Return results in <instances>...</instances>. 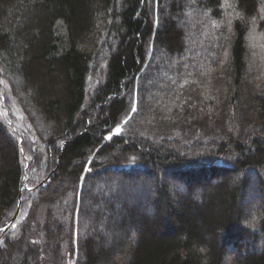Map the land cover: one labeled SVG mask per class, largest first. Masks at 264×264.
<instances>
[{"label":"trees","instance_id":"16d2710c","mask_svg":"<svg viewBox=\"0 0 264 264\" xmlns=\"http://www.w3.org/2000/svg\"><path fill=\"white\" fill-rule=\"evenodd\" d=\"M0 264H264V0H0Z\"/></svg>","mask_w":264,"mask_h":264},{"label":"rangeland","instance_id":"374dc122","mask_svg":"<svg viewBox=\"0 0 264 264\" xmlns=\"http://www.w3.org/2000/svg\"><path fill=\"white\" fill-rule=\"evenodd\" d=\"M183 28L186 27V33H185V41L188 45V47H190V43H191V46H192V42L194 41V35L190 34V25H191V22H190V19H186L185 21L181 22L180 24ZM185 30V29H184ZM155 82H158V79L155 81Z\"/></svg>","mask_w":264,"mask_h":264},{"label":"water","instance_id":"95a60500","mask_svg":"<svg viewBox=\"0 0 264 264\" xmlns=\"http://www.w3.org/2000/svg\"><path fill=\"white\" fill-rule=\"evenodd\" d=\"M21 198L22 197H21V194H20L19 201H18V209H17L16 213L14 214V216L12 217V219L7 224H5V226L3 227L4 230H7L9 228V226H11L15 222V220L17 219V217L19 215V211H20Z\"/></svg>","mask_w":264,"mask_h":264},{"label":"snow or ice","instance_id":"6c2138e0","mask_svg":"<svg viewBox=\"0 0 264 264\" xmlns=\"http://www.w3.org/2000/svg\"><path fill=\"white\" fill-rule=\"evenodd\" d=\"M117 131H119V129H117Z\"/></svg>","mask_w":264,"mask_h":264}]
</instances>
